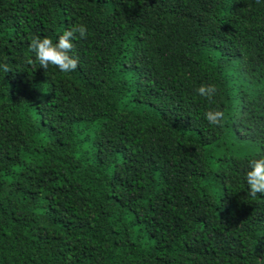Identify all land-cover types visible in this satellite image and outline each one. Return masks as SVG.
Returning <instances> with one entry per match:
<instances>
[{
    "label": "trees",
    "instance_id": "trees-1",
    "mask_svg": "<svg viewBox=\"0 0 264 264\" xmlns=\"http://www.w3.org/2000/svg\"><path fill=\"white\" fill-rule=\"evenodd\" d=\"M0 62V264H264V0H0Z\"/></svg>",
    "mask_w": 264,
    "mask_h": 264
},
{
    "label": "clouds",
    "instance_id": "clouds-1",
    "mask_svg": "<svg viewBox=\"0 0 264 264\" xmlns=\"http://www.w3.org/2000/svg\"><path fill=\"white\" fill-rule=\"evenodd\" d=\"M89 29L83 23H77L66 28L55 39L48 36H34L28 48L34 53L39 65L47 68L53 65L61 73H69L77 68V58L70 54L73 48V40L78 34L79 37H86ZM0 70H9L5 62H0ZM196 93L202 97L211 99L216 92L213 84H200L195 88ZM205 119L210 125H219L224 113L219 108L209 109L204 113ZM247 164L244 171V179L250 195L264 194V154H252L246 158Z\"/></svg>",
    "mask_w": 264,
    "mask_h": 264
}]
</instances>
